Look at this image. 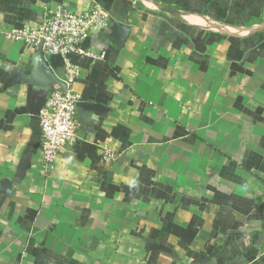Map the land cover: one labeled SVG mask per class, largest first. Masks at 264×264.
Returning <instances> with one entry per match:
<instances>
[{
	"label": "crops",
	"instance_id": "crops-1",
	"mask_svg": "<svg viewBox=\"0 0 264 264\" xmlns=\"http://www.w3.org/2000/svg\"><path fill=\"white\" fill-rule=\"evenodd\" d=\"M95 4L128 32L70 56L101 110L45 173L63 61L6 33ZM0 264H264V0H0Z\"/></svg>",
	"mask_w": 264,
	"mask_h": 264
},
{
	"label": "built area",
	"instance_id": "built-area-1",
	"mask_svg": "<svg viewBox=\"0 0 264 264\" xmlns=\"http://www.w3.org/2000/svg\"><path fill=\"white\" fill-rule=\"evenodd\" d=\"M110 19L108 13L97 4L82 13L58 5L53 10L43 11L38 22L6 33L11 41L23 42L29 48L41 50L45 56H57L63 61L62 82L65 87L55 88L39 113L40 162L45 173H51L60 153L72 148L78 141L77 108L80 95L73 86L80 76V68L71 63L70 56L81 54L97 59L92 52L81 51L79 45L94 32L106 29ZM100 156L104 162L116 159L104 146Z\"/></svg>",
	"mask_w": 264,
	"mask_h": 264
},
{
	"label": "water",
	"instance_id": "water-1",
	"mask_svg": "<svg viewBox=\"0 0 264 264\" xmlns=\"http://www.w3.org/2000/svg\"><path fill=\"white\" fill-rule=\"evenodd\" d=\"M110 24L112 27V30L114 32V34H125L128 32V27L115 21L114 19H110ZM41 51V50H40ZM43 70L44 73L46 74L48 80L53 81L54 83H56L57 85H59L60 87L64 88V83L60 80H58L57 78H55V76H53V74L50 72V70L48 69V67L46 66V64H43ZM78 107H82V108H86L89 110H92L93 112L97 113L98 111L101 110L100 106L95 105V104H88V103H79Z\"/></svg>",
	"mask_w": 264,
	"mask_h": 264
}]
</instances>
